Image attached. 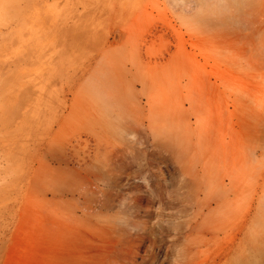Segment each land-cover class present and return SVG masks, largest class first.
Segmentation results:
<instances>
[{
  "label": "rangeland",
  "instance_id": "rangeland-1",
  "mask_svg": "<svg viewBox=\"0 0 264 264\" xmlns=\"http://www.w3.org/2000/svg\"><path fill=\"white\" fill-rule=\"evenodd\" d=\"M0 264H264V0H0Z\"/></svg>",
  "mask_w": 264,
  "mask_h": 264
}]
</instances>
